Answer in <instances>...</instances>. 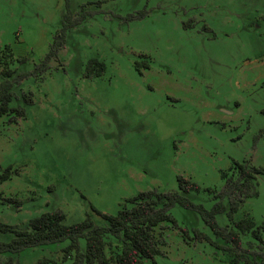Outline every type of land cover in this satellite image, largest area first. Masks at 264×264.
I'll return each mask as SVG.
<instances>
[{"label":"rangeland","instance_id":"obj_1","mask_svg":"<svg viewBox=\"0 0 264 264\" xmlns=\"http://www.w3.org/2000/svg\"><path fill=\"white\" fill-rule=\"evenodd\" d=\"M66 7L84 18L47 70L14 85L10 105L24 106V117H0V174L11 168L0 197L21 201L15 207L0 199L1 222L23 227L60 210L65 224L89 216L102 226L101 213L115 214L138 192L177 190V176L220 190V172L234 160L264 169V0H0V55L13 58L12 69L39 64ZM139 11L146 14L130 18ZM92 58L105 69L87 78ZM257 180L258 195L236 218L249 214L260 224L264 174ZM191 197L212 204L207 192ZM170 213L178 225L155 227L160 252L144 264H211L219 252L182 232L191 236L197 227L211 235L209 228L181 206ZM216 218L227 223L224 214ZM67 243L15 257L18 264H71L63 257Z\"/></svg>","mask_w":264,"mask_h":264},{"label":"trees","instance_id":"obj_2","mask_svg":"<svg viewBox=\"0 0 264 264\" xmlns=\"http://www.w3.org/2000/svg\"><path fill=\"white\" fill-rule=\"evenodd\" d=\"M145 14L146 11H139L130 15V18H141ZM82 18L74 17L66 7L61 16V26L49 51L31 71L17 72L10 67L13 58L4 52L0 55V117L7 115L11 122L24 117V106L10 105L14 85L30 73L47 70L51 59L63 47L67 31L79 25ZM4 50L7 52L9 45H5ZM15 60L24 61L22 58ZM104 69L105 64L102 61L92 58L86 62L83 76L97 77ZM22 97L24 102L32 104L30 92H23ZM263 132L264 128L259 134ZM10 174V167L2 170L0 183L9 179ZM260 174H264L263 168L234 160L229 172H220L224 181L220 190L202 188L189 178L177 176V190L162 192L152 189L138 192L126 198L115 214L101 213L106 222L102 226L96 225L89 216L80 222L65 224V215L60 210L43 212L30 218L23 227L0 221V233L11 234L9 240H0L2 264H18L15 255L23 249L62 241H68L63 248V257L71 258V264H144L146 261H153L160 252L154 235L155 227L162 222L178 225L170 213L175 205L195 212L211 232L209 235L194 227L192 235L189 236L187 230H182L191 242L206 241L229 264H264V222L257 224L249 214L236 218V213L246 199L258 195L257 177ZM201 191L211 196L212 204L209 208L195 202L191 197ZM0 199L3 203L14 204L15 207L21 204L15 197ZM221 214L227 219L224 225H220L216 218ZM244 236L248 238L245 239ZM80 239L84 240L83 247Z\"/></svg>","mask_w":264,"mask_h":264},{"label":"crops","instance_id":"obj_3","mask_svg":"<svg viewBox=\"0 0 264 264\" xmlns=\"http://www.w3.org/2000/svg\"><path fill=\"white\" fill-rule=\"evenodd\" d=\"M211 264H229L224 261L221 257H211Z\"/></svg>","mask_w":264,"mask_h":264}]
</instances>
